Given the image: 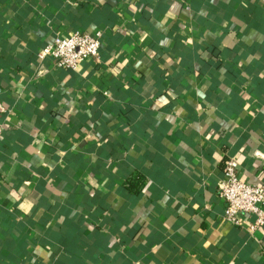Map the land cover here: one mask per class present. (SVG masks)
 <instances>
[{"label":"crops","instance_id":"obj_1","mask_svg":"<svg viewBox=\"0 0 264 264\" xmlns=\"http://www.w3.org/2000/svg\"><path fill=\"white\" fill-rule=\"evenodd\" d=\"M0 101V264H264L218 194L264 185V0H0Z\"/></svg>","mask_w":264,"mask_h":264},{"label":"built area","instance_id":"obj_2","mask_svg":"<svg viewBox=\"0 0 264 264\" xmlns=\"http://www.w3.org/2000/svg\"><path fill=\"white\" fill-rule=\"evenodd\" d=\"M102 32L73 31L66 36H56L52 42L38 52L39 59L50 57L56 68L76 69L83 61L98 58ZM6 108L0 101V142L3 138ZM218 194L225 202L223 218L230 224L246 227L253 232L264 227V185L251 184L238 175L235 160L226 161L223 176L218 183ZM252 215L254 220L246 223L242 216Z\"/></svg>","mask_w":264,"mask_h":264}]
</instances>
